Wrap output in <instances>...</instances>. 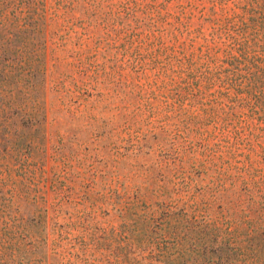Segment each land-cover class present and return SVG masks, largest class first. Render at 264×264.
Wrapping results in <instances>:
<instances>
[{"label": "rangeland", "instance_id": "1", "mask_svg": "<svg viewBox=\"0 0 264 264\" xmlns=\"http://www.w3.org/2000/svg\"><path fill=\"white\" fill-rule=\"evenodd\" d=\"M40 1V33L0 29V216L40 237L20 264H217L213 225L264 264L263 166L231 165L175 85L229 0Z\"/></svg>", "mask_w": 264, "mask_h": 264}, {"label": "trees", "instance_id": "2", "mask_svg": "<svg viewBox=\"0 0 264 264\" xmlns=\"http://www.w3.org/2000/svg\"><path fill=\"white\" fill-rule=\"evenodd\" d=\"M221 6V11L213 10L214 27L205 35L200 55L180 62L181 82L175 85L181 90L180 100L197 102L205 113L203 118L214 121L219 147L232 156L231 165L263 166L256 170L254 181L244 182V186L252 197L264 199V0H229ZM40 7V0H0V29L25 21L24 28L35 27L40 33ZM0 219V264H20L37 253L40 237L32 233L30 224L12 215ZM36 220L33 224L40 225L41 218ZM209 228L222 231H215L216 225ZM239 228L231 231L229 227L221 238L212 233L208 242L213 249L217 246L205 249V254L214 255L217 264H234L227 250L236 244ZM259 232L254 229L252 234ZM252 239L259 248L261 239ZM252 239L248 242L255 241Z\"/></svg>", "mask_w": 264, "mask_h": 264}]
</instances>
